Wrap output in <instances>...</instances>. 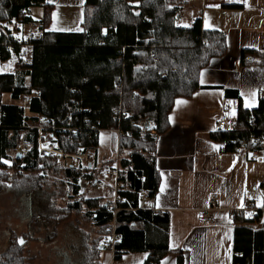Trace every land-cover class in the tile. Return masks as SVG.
<instances>
[{"label":"trees","instance_id":"1","mask_svg":"<svg viewBox=\"0 0 264 264\" xmlns=\"http://www.w3.org/2000/svg\"><path fill=\"white\" fill-rule=\"evenodd\" d=\"M189 1L84 0L81 31L71 33L48 31L53 6L45 0H0L1 63L24 54L18 46L12 52L6 49L13 43L8 31L12 20L28 25L33 21L24 11L41 8L43 30L19 73L0 75V188L5 184L18 198V217L29 230L23 243L10 240L0 264H28L30 258L22 252L27 239L46 228L44 240L53 239L73 213L90 227L69 224L55 249V264H101L112 231L118 236L114 261L146 253L143 264H160L174 254L176 264H183L181 252L168 247L169 214L141 208L140 194L154 198L158 191L156 140L169 130L175 100L198 91L201 72L227 49L226 37L203 29L201 19L187 28L176 26ZM240 64L264 65V53L242 50ZM225 93L238 101L236 127L217 129L209 140L220 148L223 143L226 153L264 150V99L247 110L237 93ZM4 95L16 104L4 105ZM23 96L31 99L25 107ZM149 122L153 132L145 128ZM39 128L43 140L53 131L51 141L66 155L77 149L94 155L100 131H119L117 156L90 165L40 156ZM22 141L31 148L17 158L16 146ZM115 161L123 187L111 209L102 199H86L80 182L88 188L99 184ZM234 221L232 264H264V230L241 226L247 223L242 214L234 215Z\"/></svg>","mask_w":264,"mask_h":264},{"label":"crops","instance_id":"2","mask_svg":"<svg viewBox=\"0 0 264 264\" xmlns=\"http://www.w3.org/2000/svg\"><path fill=\"white\" fill-rule=\"evenodd\" d=\"M45 1L53 6L48 31L67 32V27L71 28L68 30L80 27L84 0ZM191 1H195L197 10L187 27L201 19L203 29L216 30L226 37L227 49L224 56L211 60L201 72L203 77L200 74L198 91L190 98L175 100L168 117L169 130L156 140L158 191L151 203L140 201V207L169 214L168 247L181 252L183 264H232L233 236L237 226L234 215L242 214L247 221L241 226L264 230V150L257 151L258 157L252 160L251 153L223 152L208 136L217 130L216 123L227 107L231 119L235 120L238 101L232 94L227 96L226 91L237 93L245 109L258 107V92L264 90V65L242 67L240 52L248 49L264 53V0H190L189 3ZM63 2L77 4V19L70 10L58 9V3ZM188 5L182 6V11ZM36 16L32 9L33 22L22 26V35L43 31L40 29L42 9L41 17L37 19ZM176 26L187 28L185 24ZM24 56L27 55L24 53ZM0 69V75L19 73L12 60L0 62ZM201 78L205 83L201 84ZM253 92L254 97L251 96ZM246 98L249 107H245ZM177 100L186 103L177 105ZM2 102L4 105L16 104L9 95H4ZM233 110L235 115L231 114ZM149 123L145 128H149ZM118 138L114 131H100L97 151L91 155V161L101 163L115 159ZM116 165L115 161L110 167ZM81 191L86 199H102L109 203L116 197L113 181L91 188L82 181ZM213 194L218 200L209 215L215 222L204 225L197 219V214L207 208ZM146 259V253H137L114 261L112 251L108 250L102 252L100 262L143 264ZM160 264H176V255H168Z\"/></svg>","mask_w":264,"mask_h":264},{"label":"rangeland","instance_id":"3","mask_svg":"<svg viewBox=\"0 0 264 264\" xmlns=\"http://www.w3.org/2000/svg\"><path fill=\"white\" fill-rule=\"evenodd\" d=\"M58 9L61 11L70 10L71 13L74 14L75 18L77 19V13L79 7L75 2L58 3ZM196 10H197V5L195 1H191L188 7L181 12L180 17L176 21V24L189 25L191 16L196 14L195 13ZM34 12L35 15H37L36 18L39 19L41 17V9L34 8ZM76 19H74V22H76ZM65 29H67L65 31L71 33H76L81 31V28L78 26L73 30H68L71 29L68 27ZM23 35L25 36V33H23ZM11 60L15 65V58H12ZM87 154L93 155V153H91L90 151H88ZM111 182L112 181H108L104 179L103 175H101V177L99 178L100 185L111 184ZM80 184L82 186V181L80 182ZM17 199L18 198H15V196L11 194V191L7 187H5V184L1 186L0 188V253L3 252L8 247L11 239L18 238L19 240H21L22 235L24 233L27 234L29 231L27 228V223L21 222V219L18 217L20 206H18L19 203L16 202ZM77 214L78 213H73L70 219H65L66 221L63 222L60 226H58L59 228L57 230L56 236L53 239H50L48 241L44 240V237H46L48 233L47 228L45 230H41L37 233L32 234L31 238L27 239V242L24 244V248L22 252L24 251L27 257L30 258V260H28V264H55V254H56L55 249L57 246H60L62 244L64 233L66 229L70 227L69 224H71V226L74 227L75 224L77 225L78 222L79 226L85 225V228L88 229L90 227L88 225L89 223L84 222V219L80 218ZM49 228L51 229L52 226H50Z\"/></svg>","mask_w":264,"mask_h":264},{"label":"built area","instance_id":"4","mask_svg":"<svg viewBox=\"0 0 264 264\" xmlns=\"http://www.w3.org/2000/svg\"><path fill=\"white\" fill-rule=\"evenodd\" d=\"M24 16H31V10H26L24 11ZM22 25H20L17 21L12 20L9 24V36L12 39L13 43L7 45L6 49L9 52L13 51L14 46H18L20 48L21 51H23L26 55L28 54L29 50L34 46V43L39 41L42 38V32H35L33 34L27 35V36H23L21 33V27ZM40 31V30H38ZM15 58V69H17V71L20 70V68L25 64V61L27 59V56L25 57H14ZM258 97L260 99H264V90L258 92ZM30 98L26 97L23 99L22 101V105L23 107L27 106L28 103L30 102ZM229 108L227 107L222 116L220 117V119L217 121L216 123V128L222 131H231L236 127L235 124V120H232L230 115H229ZM251 121L253 122L254 119L251 118ZM155 129V126L152 123H149V128L148 130H150L151 132H153ZM39 130V135L37 138V143H38V151L40 156H50L53 157L59 161L63 160L64 158H67L72 164H78L79 162H82L84 164H91V154H87L88 151H90L92 153L91 150H87V151H82L80 149H77L75 151L74 154L71 155H66L64 153H62L61 151H58L56 149V144L54 143L53 137H54V132L50 131L49 133V138L50 139H44L43 140V134H41V128L38 129ZM69 132H73L72 129L68 130ZM117 135H119V131H114ZM261 144H264V138L262 139ZM31 146L28 143L25 142H20L17 146H16V153L17 154H25L26 152H28L30 150ZM221 148H224V144H221ZM257 156V151H252L250 154V159H256ZM104 178L106 180H112L114 181V192L116 194L115 200L110 202L108 204V207L111 209L115 208V202L117 201V192L119 190L122 189L123 185L117 181V168L113 167L111 169H108L106 171H104ZM142 200H146L149 201L150 203L153 201L152 197H149L147 192H142L140 194V201ZM217 200H218V196L216 194H213L208 202H207V208L201 212H198L197 214V219L199 220L200 223L204 224V225H212L214 224L215 220L213 217H211L209 215V212L216 207L217 205ZM245 203H247L245 201ZM118 240V236H116L114 234V232L112 231L110 234V238L109 240H107L106 242V247L109 249V251L113 250V246L114 243Z\"/></svg>","mask_w":264,"mask_h":264},{"label":"snow or ice","instance_id":"5","mask_svg":"<svg viewBox=\"0 0 264 264\" xmlns=\"http://www.w3.org/2000/svg\"><path fill=\"white\" fill-rule=\"evenodd\" d=\"M137 15H138V13H136ZM188 25H185V27H187ZM205 26L206 27H208V25H207V23L205 24ZM22 27V26H21ZM79 30V29H78ZM0 70H2V69H0ZM201 77H203V73H201ZM201 84H203V83H205V81L203 80V78H201ZM241 95H244L243 93H241ZM251 96H255V93L253 92V93H251ZM176 103H177V105H180V104H183V103H186V101H182V100H177L176 101ZM229 103H232L231 101L229 102ZM249 106H251L250 105V103H249V100L246 98L245 99V107H249ZM232 115H235V112H234V110H233V112L231 113ZM5 163H8V161H5ZM163 190V189H162ZM250 215V214H249ZM21 243H23V241L21 240L20 241Z\"/></svg>","mask_w":264,"mask_h":264},{"label":"bare ground","instance_id":"6","mask_svg":"<svg viewBox=\"0 0 264 264\" xmlns=\"http://www.w3.org/2000/svg\"><path fill=\"white\" fill-rule=\"evenodd\" d=\"M26 97H29V98H30V96H23V97L21 98V101H20V102H21V105H22V101H23V99L26 98ZM22 106H23V105H22Z\"/></svg>","mask_w":264,"mask_h":264},{"label":"water","instance_id":"7","mask_svg":"<svg viewBox=\"0 0 264 264\" xmlns=\"http://www.w3.org/2000/svg\"><path fill=\"white\" fill-rule=\"evenodd\" d=\"M21 156V154H17L16 157L19 158Z\"/></svg>","mask_w":264,"mask_h":264}]
</instances>
